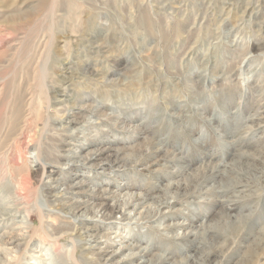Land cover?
I'll return each mask as SVG.
<instances>
[{
	"label": "rangeland",
	"instance_id": "rangeland-1",
	"mask_svg": "<svg viewBox=\"0 0 264 264\" xmlns=\"http://www.w3.org/2000/svg\"><path fill=\"white\" fill-rule=\"evenodd\" d=\"M38 75L0 264H264V0H0V142Z\"/></svg>",
	"mask_w": 264,
	"mask_h": 264
},
{
	"label": "bare ground",
	"instance_id": "bare-ground-1",
	"mask_svg": "<svg viewBox=\"0 0 264 264\" xmlns=\"http://www.w3.org/2000/svg\"><path fill=\"white\" fill-rule=\"evenodd\" d=\"M54 7V6H53ZM21 38V37H20ZM22 40V39H21ZM36 72V71H35ZM39 72H37L38 74ZM35 74V73H34ZM35 74V75H37ZM73 74V72H72ZM33 75V74H32ZM35 75L32 76V78H35ZM36 81L38 83L34 84L35 86L33 87V91H31V93L25 97V101L23 100L22 103H17L15 104L13 107H14V110H13V114H11L12 116L10 117V124H9V129H11V131L14 132L13 129L16 128V131L14 132L13 135H5L4 138L2 139V141L0 142V146L2 145L4 147V144L7 143L9 140H15L16 144L17 145L18 143V146H20L21 143H24L25 144V141L27 138H29V136L26 138H24V135H25V132H26V127H28L29 125V120L28 119H32V117H36L39 118V111L36 112V108L38 105H36V102L38 100H40L41 98L38 97V99L36 100L35 98V92H39L40 94L44 95V96H47L46 95V92H45V89H44V86L43 84L40 85V82H41V79L43 78L41 75H38L36 76ZM26 79V78H25ZM32 81H34V83L36 82L35 79H33ZM33 84V83H32ZM29 86V85H28ZM29 88V87H28ZM26 92H24L25 94ZM58 94H60V96L62 97H67L68 95L63 92H58ZM24 95H22L21 97H23ZM19 98V97H18ZM16 99V98H15ZM14 99V101H15ZM18 102V100H17ZM39 102V101H38ZM57 102V101H56ZM38 113V114H37ZM37 114V115H36ZM10 116V115H9ZM33 118V119H34ZM21 120V121H20ZM18 127V128H17ZM31 127V126H30ZM30 129V128H29ZM31 130V129H30ZM28 131V130H27ZM12 132V133H13ZM18 132V133H17ZM27 133V132H26ZM6 134V133H5ZM18 136V137H17ZM26 136V135H25ZM32 136V135H31ZM30 136V137H31ZM34 136V135H33ZM14 142V141H13ZM14 142V143H15ZM27 142V141H26ZM10 144V143H9ZM20 148V147H19ZM41 151V150H40ZM39 157V156H38ZM40 159V158H38ZM16 178V179H15ZM25 183H30V179L28 178L27 179V176H24V175H16L14 176V180L12 179V190L16 193H19L21 191V193L24 191L25 192ZM30 186V187H29ZM34 188V187H33ZM27 190L29 192L32 191V184L30 183L27 187ZM35 190V188H34ZM23 194V193H22ZM25 207V206H24ZM23 208V207H21ZM104 211H109V212H113V209H105ZM27 212V211H26ZM12 213V212H11ZM13 214V213H12ZM40 214V213H39ZM11 215V214H10ZM41 215V214H40ZM7 216H9V213L7 214ZM103 216L106 218L107 215H104ZM13 219V223L17 225V227L19 228H27V223H26V218L29 217V219H31V213H23L22 216L19 215V212H15L12 216H9ZM37 232V231H36ZM53 232V230L51 231ZM14 235V234H13ZM17 237V236H16ZM24 238V237H23ZM14 240V239H13ZM12 240V241H13ZM4 243V242H3ZM3 251V250H2ZM17 251V250H16ZM14 252V251H13ZM40 253V252H39ZM46 253H44L43 255H45ZM12 255V254H11ZM42 254H40L41 256ZM48 256H50V254H46ZM58 255V260H62V261H67L68 260H71L72 264H82L81 262L78 261L77 259V248L72 245L70 249H66L64 252H59ZM56 256V255H55ZM53 259V258H52ZM4 260V259H3ZM10 261V260H9ZM37 261V260H36ZM53 261V260H52ZM39 263V262H38ZM48 263L50 264L51 263V260L48 261Z\"/></svg>",
	"mask_w": 264,
	"mask_h": 264
}]
</instances>
